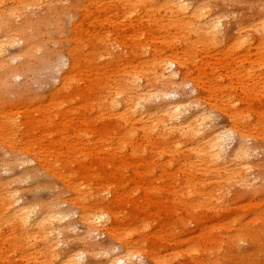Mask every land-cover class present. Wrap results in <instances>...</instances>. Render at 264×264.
Listing matches in <instances>:
<instances>
[{"label":"rangeland","instance_id":"1","mask_svg":"<svg viewBox=\"0 0 264 264\" xmlns=\"http://www.w3.org/2000/svg\"><path fill=\"white\" fill-rule=\"evenodd\" d=\"M115 2L117 0H67L61 4L58 13L62 14L56 19L55 15L43 6L44 2L38 1L41 8L28 13L27 20L33 23L34 27H40L44 41L48 40L47 33L51 35V40H48L50 50H45L48 47L45 45V49L39 52L37 57L43 59L47 53L50 56L45 65L38 62V66L35 65L28 71L19 69L17 74L10 78L11 82L14 81L10 87L12 93L3 94L0 101L12 104L0 106V118L7 115L9 119L23 122L32 116L37 118V123H43L45 127L37 126L36 131L33 132L26 130L25 127L19 129L22 133L17 130L15 135L19 148L16 150H12L13 147H10L6 139H0V184H8L13 191H16L17 199L20 200L19 206L38 207L36 216L40 214L42 207L56 203L63 207L62 210H66L69 215L65 214L68 217L71 215V218L65 215L66 222H62L63 225H66L65 223L69 225L58 241L57 254L58 259L61 260L71 259L72 256L86 251L83 255V264H105L107 258L124 251L123 245L118 243L119 239H122L126 243L135 245L134 252L138 254L142 264H166L173 254L182 256L183 264H264V118L250 117L251 122H257L258 126L249 128L245 133L248 137L245 145L254 146L249 147L248 156L237 162L232 155L239 148V138L237 134L230 132L233 123L229 116L232 114L237 117L242 116V111L248 105L255 109L253 111L255 115L260 105H264L260 90H258L260 95L257 103L252 102L247 105L242 89L238 88L230 91L225 99L221 96L213 98L212 109L210 105L203 108L208 110L205 114L208 124L206 131L217 135L221 133L222 136L225 134L226 149L222 154L221 167L209 168L202 164L197 170L192 169L190 160L181 167L177 166V162L184 163L181 157L185 156L177 152L178 156L174 160L172 149L164 151L163 141L157 138L151 143L143 139L137 140L138 148L134 151L130 145L125 148L116 145L120 138L117 139L112 131L118 128L120 123L111 118L113 115L111 111L99 113L90 109L89 113H84L81 111L84 109L81 101L63 105L59 102L62 106L58 109L56 107L58 103L51 101L54 100L62 75L69 70L66 50L70 47L68 39L71 38L72 26L82 23L84 29L94 30L102 23L99 22L100 16L98 18L94 15L104 10L108 12ZM184 2L191 11L203 9L212 11L215 15H222L224 24L220 28L221 33L216 47L203 48L199 45V53L197 52L198 55L193 59L194 64L191 65L194 67V71L191 72L192 77L205 85H207L206 79L211 77L213 86H218L217 88H221L226 82L222 83L220 79L216 81L217 76L230 77L234 85L237 84L236 79L241 77L242 80L239 82L250 88L253 87L252 83L257 81L261 82L260 85H264L262 84L264 46L257 43L255 45L254 33L249 34L251 41L254 42L247 51L235 45L237 39L244 36L238 31L243 18L249 26L264 15V0L261 3L259 0H184ZM217 2L219 8L215 7ZM66 7H70L69 10ZM63 8L67 9L66 14ZM47 12L53 16H47ZM62 17L66 20L64 21ZM23 20H25L24 16L16 22L20 25L21 22H25ZM104 24L105 29H109L108 37L113 49H116L115 53L117 50L121 52L122 50H119L114 42L116 27L108 25L105 21ZM137 29L138 34L142 35L137 36L132 43H130L131 34L126 28L121 31L120 38L133 46L139 43L149 44L150 46L146 48L151 51L155 49L163 55L170 54L164 50L161 43L162 35L151 36L150 29H139V26ZM152 30L156 28L153 27ZM94 36L93 31L91 37ZM59 38L62 42L60 45ZM17 41L16 45L6 49L7 53L3 58L5 69L19 67L24 61L20 56L23 43L19 41L18 44ZM56 51V54H52ZM176 51H181L179 44L175 45L174 52ZM102 52L98 49L97 54ZM149 57L146 55V58ZM104 59L95 57L97 68L92 69L88 74L87 90H94L89 97L97 95L98 91L95 88L100 80L101 68L107 65L105 61L108 60ZM250 63L256 71V77H260L256 81L251 79V84L247 73L250 71L247 69L251 68ZM111 69L114 68H110V74L115 77L116 74ZM90 75L96 85L89 80ZM256 84L259 85L258 82ZM193 89L192 85L183 83L175 96L167 100L171 101L170 103L185 105L191 97L207 96L204 90L196 92ZM229 98L232 100L230 101ZM158 104L159 102L149 103L152 110H156ZM71 106L73 113L70 112ZM189 107L180 120L192 117L197 112L196 108ZM57 111L61 115L56 114ZM51 119L58 124L59 131L63 135L64 142L61 148L55 147L53 143L47 144L46 139L40 137L41 132L48 128V132H53L52 142L58 138V135L54 134L56 126L50 125ZM239 119L236 123L240 122ZM72 123L75 125L74 130L70 126ZM138 135L139 138L142 137L141 133ZM55 144L57 146V143ZM27 150L31 154L27 159L29 163L24 164L25 166L20 165V160L25 158L22 152ZM185 180L190 181L193 186L181 192ZM89 196H93V199L87 198ZM85 198L87 200L83 202ZM89 204L105 210L108 217H111L107 226L112 231L119 230L116 233L113 231L115 240L108 235L110 231L106 233L107 226L99 228V232L93 234L96 238L88 235L85 225L78 220V208L88 207ZM114 216L117 217V222L112 221ZM70 227H73L72 230ZM9 233L10 230L8 232L0 224V264L51 262L36 254V248L38 251L41 250L40 243H37L36 248L21 243L18 245L21 250L15 249L14 240L5 242V237ZM11 236L13 239V235ZM87 245L98 246L97 251L93 253L94 256L91 257Z\"/></svg>","mask_w":264,"mask_h":264},{"label":"bare ground","instance_id":"2","mask_svg":"<svg viewBox=\"0 0 264 264\" xmlns=\"http://www.w3.org/2000/svg\"><path fill=\"white\" fill-rule=\"evenodd\" d=\"M38 1L44 2L43 6L47 7L56 18L62 14L61 12L58 13V11L62 7L61 4H64L67 0H0V4H2L0 8V99H2V95L5 93H12L10 87L11 83L14 81L11 82L10 78L14 77L19 69L28 71V69L34 68L35 65L38 66V62H42L43 65H45L48 56H50L49 53H47L43 59L37 57L38 53H41L45 49L44 47L48 46L45 50H50L48 40L51 38V35L47 33L48 40L44 41V36L40 31V27H34L32 25L33 23L31 24L27 20L29 12L41 8ZM262 1L263 0H259L260 3ZM218 3L219 2H217L215 6L216 8H219ZM95 7L98 9L97 6ZM69 8L70 7L67 9L69 10ZM111 8L112 9L108 12L104 10V12H99L100 14L94 15L98 18L100 16L99 22L102 23L92 31L84 29L81 25L82 23H76L72 26L70 32L71 38L68 39L70 47L66 50L69 58V70L62 75L60 85L55 91L54 100L51 101H56L58 103L56 105L58 109L63 104L81 101L84 104V109L81 111L84 113H89L93 109L99 113L111 111L113 113L111 118L116 119V121L120 123L118 125L119 129L115 128L114 131L111 130L114 132V135L117 136V139L120 138L116 144L118 146L125 148L130 145L131 149L134 151V149L138 148L136 147L138 145L137 140L143 139L147 141V143H151L154 138H157L163 141L164 151L172 149L174 160L180 152L185 156L181 157V161L184 162L183 164L177 162L176 165L179 167L184 165L188 160H190L192 169L196 168V170L197 167L202 164L209 166V168L221 167L223 161L222 154L226 149L224 145V142H226V138H224L225 134L222 136L221 133L217 135V133L206 131L208 124L205 114L208 110L206 111L203 108L207 107V105H210L211 108V100L213 98L221 96L225 99L228 97L230 91L237 90L238 88L242 89V95L247 100V105L259 101L260 94H258V90L263 94L260 96L264 98V85H260L261 82L259 81H257L259 85L256 84L257 82L252 83L253 87L250 88L244 85V83L239 82L242 80V77L241 79L237 78V84L234 85L230 77L217 76L216 81L219 79L222 83L226 81L223 84L224 86L217 88L218 86H213L211 77L206 79L207 85L203 83L200 84L197 82L196 78L192 77L191 72L194 71V67H191V65L194 64L193 59L198 55L199 45L203 48H211L218 45V36L221 33L220 28L224 26L222 15H215L212 11H204L203 9L191 11L184 0H117ZM67 9L63 8L65 14L68 12ZM50 12L46 13L47 16H53ZM65 14L63 16H65ZM22 16H24L25 20L23 21L25 22H21L19 25L16 20L20 19ZM260 17L262 18L257 19L249 26L246 25L242 17L243 21L240 23L238 31L240 32L239 34H244V36L238 38L235 45L240 46L243 51H247L249 47L251 48L253 46L252 42L254 41H251L250 33H254L256 36L255 45L257 43L264 46V15ZM62 18L64 20V17ZM57 21L58 20H56V22ZM104 21L107 22L108 25L111 24L116 27L114 29L116 33V40L114 42L118 45V49L122 50L121 52L117 50V53H115L116 49L114 50L112 47L113 44H110L111 40H109L108 37L109 29H105ZM138 26L139 29H150L151 36L154 34L162 35L161 38H163V41L161 43L164 46V50L170 52V54L163 55L155 49L151 51L146 48L150 46L149 44L143 45V43H139L133 46V44L130 45L122 41L120 35L124 28L131 34L130 43H132L137 36H141L142 34H138ZM153 27H155L156 30H152ZM58 28L60 29V27ZM93 31L95 32V36L92 38L91 33ZM54 35L56 36V34ZM17 40L23 43L20 56L24 61L19 67L5 69L3 58H5L4 54L7 53L6 49L11 45H16L15 43ZM19 41H17L18 44H20ZM58 43L59 45L62 43L61 39ZM176 44L180 45V52H174ZM98 49L103 51L104 54H102V52L98 55ZM56 53L57 51L52 54ZM146 55L150 57L146 58ZM97 56L101 59L105 58L108 60L105 61L107 65L101 68L100 80L98 86L95 88L98 91V97L97 95L89 97V94L94 92V90H87L86 82L89 72L97 68L94 61ZM5 62L7 61L5 60ZM31 63L33 64L31 65ZM250 64L251 68L247 69L250 70L249 72L247 71V73H249V83L251 79L252 81H256L260 78L256 77V71L253 69L252 63ZM110 68H114L111 70L115 72V77L110 74ZM92 77H94L93 73ZM14 79L15 78H13V80ZM89 80L92 84H95L91 75ZM263 81L264 80H262V84H264ZM183 83L192 85L194 88L193 91L198 92L199 90H204L207 96L191 97L187 100L185 105L182 103H170L171 101L169 102L167 98L175 96L180 85ZM181 88L183 87L181 86ZM229 99L230 101L232 100L231 98ZM59 102H62V105H59ZM151 102H159L156 110H152L150 107L149 103ZM11 104V102L0 101V106ZM262 105L257 109L259 111L256 110L255 115L253 113L255 109L250 105L245 107L240 117L233 114L229 115L233 123L230 132L237 134L239 138V148L232 155V158L237 162H239L241 158L248 156L247 154L249 153L250 146L245 145L246 139L248 138L245 133L249 128L258 126L257 122H251L250 117L256 116L259 119L264 118V105ZM189 106L196 108L197 112L192 117L180 120L182 115L187 111V107L190 108ZM226 107L227 105L225 108ZM7 108L9 109V107ZM70 109V112L73 113V106H71ZM58 113L61 115V113L57 111L56 114ZM237 119L240 120L239 123H236ZM36 120L37 118L31 116L27 120L19 122L18 119H9L7 115L1 116L0 139H6L11 145L7 146L13 147L12 150H16V148H19L17 147L18 142L15 135L17 130L21 127H25L26 130L33 132L36 131L37 126L45 127L43 123H37ZM50 125L56 126L54 134H57L58 138L52 142L53 139H51V135L53 132H48V128L41 132L40 137L43 140L46 139L47 144L53 143L55 147L61 148L64 141L63 135H61V131H59L58 124L51 119ZM70 126L71 129L74 130V123ZM20 131L22 133V130L18 132ZM139 133L142 134L140 138L138 135ZM55 143H57V146ZM25 144L27 145L28 143ZM252 146L254 145H251V147ZM28 155H31L29 150L22 152V156L25 158L22 160L19 159L21 161L20 165L29 163V160H27ZM38 158L39 157H37V160ZM16 160L18 161V159ZM223 169H225V167H223ZM175 179L177 178L175 177ZM192 186L190 181L185 180L180 191L182 192L185 189L189 190ZM72 188L73 187H71V189ZM87 198L93 199V196ZM86 200L85 198L83 202ZM19 204L20 200L17 199L16 191H13L8 184H0V224L5 227L8 232L10 230L9 235L5 237V242L14 240L16 242L15 249L17 250H21V247L18 246L21 243L35 248L38 247L37 243H40L39 246L41 250L38 251L37 248L33 249L36 250L37 255L40 254L41 257L51 261L50 263L48 262L49 264H83V255L86 254V251L72 256V261H70L71 259H58V241L60 240L59 238L65 234L69 225L67 223L63 225L62 223L66 222V214L68 213H66L65 209H61L62 206H60L59 203L42 207L38 216H36V209L38 207L31 208L19 206ZM97 205L100 206V204ZM93 207L94 206L91 204H89L88 207H79L78 220L85 225L88 235L91 238H96L93 237V234H97L96 232H99V228L107 226L111 217H108V213L105 210L96 208L97 206ZM113 220L117 222V217L114 216L112 221ZM11 228H13L12 231ZM113 231L116 233L119 230L114 229ZM113 231L110 230L109 226L106 227V233L108 234L109 232L108 235L115 240L116 236L113 234ZM11 235H13V239ZM118 243L123 245L124 251L107 258L105 264H142L140 263L141 261L138 254L134 252V244L126 243L122 239H119ZM87 248L90 250L91 253H89L92 257L94 256L93 253L97 251L98 246L87 245ZM181 259L182 256L173 254L166 264H183ZM135 260L138 262H135Z\"/></svg>","mask_w":264,"mask_h":264}]
</instances>
